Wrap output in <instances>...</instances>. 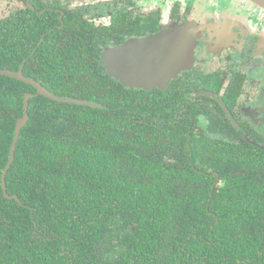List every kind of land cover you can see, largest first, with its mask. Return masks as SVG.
<instances>
[{
    "label": "trees",
    "instance_id": "1",
    "mask_svg": "<svg viewBox=\"0 0 264 264\" xmlns=\"http://www.w3.org/2000/svg\"><path fill=\"white\" fill-rule=\"evenodd\" d=\"M29 15L0 21V70L24 63L54 95L101 107L30 99L6 176L19 203L1 178L36 90L0 75V264H264V151L197 138L173 90L123 87L93 38Z\"/></svg>",
    "mask_w": 264,
    "mask_h": 264
},
{
    "label": "flooded vegetation",
    "instance_id": "2",
    "mask_svg": "<svg viewBox=\"0 0 264 264\" xmlns=\"http://www.w3.org/2000/svg\"><path fill=\"white\" fill-rule=\"evenodd\" d=\"M152 1L0 0V21L19 10L26 17H31L30 12L42 16L52 30L69 26L76 35L98 43L103 73L123 87L136 91L173 90L175 101L169 97L166 102L169 107L186 109V117L178 121L194 115L192 131L197 138L201 129L204 137L232 144L245 142L264 151V9L247 0H234L235 9L217 8L216 15L193 20L191 5L180 12L175 4L169 15L174 27L170 28L162 22L161 6ZM245 3L255 7L263 21L261 27L240 17V9H247ZM209 7L205 6V10ZM188 22L195 28L194 61L165 87H128L108 71L106 50L163 31L181 34L178 31L186 29Z\"/></svg>",
    "mask_w": 264,
    "mask_h": 264
},
{
    "label": "water",
    "instance_id": "3",
    "mask_svg": "<svg viewBox=\"0 0 264 264\" xmlns=\"http://www.w3.org/2000/svg\"><path fill=\"white\" fill-rule=\"evenodd\" d=\"M264 9V0H247ZM187 28H181L173 33L163 31L159 34L142 39H131L125 44L106 50L104 61L111 75L128 87H141L150 89L154 86L165 87L170 80L189 68L194 61L195 32L193 23L186 24ZM24 63L18 71L0 70V75L7 76L33 86L36 94L26 93L24 98L23 115L17 120L14 138L10 146V154L7 165L2 173V188L6 198L16 199L18 196H10L7 192L6 176L15 160V151L22 129L27 125L29 116V101L36 95H43L50 99L101 107L98 103L87 100L58 97L37 81L27 78L23 74ZM218 177V174L216 173Z\"/></svg>",
    "mask_w": 264,
    "mask_h": 264
},
{
    "label": "rangeland",
    "instance_id": "4",
    "mask_svg": "<svg viewBox=\"0 0 264 264\" xmlns=\"http://www.w3.org/2000/svg\"><path fill=\"white\" fill-rule=\"evenodd\" d=\"M239 1H241V0H238V2ZM233 2H234V0H153L152 1V3H154L155 5L161 6L162 13L164 14L162 22H164L163 24L170 27V28L174 27L173 26L174 22H172L170 20L169 15L172 11V7H174L173 5H175V4L178 5V7H179L178 10L180 12L183 9H185L186 6L191 5L192 9L194 10L193 20L194 19L200 20V18H205V16L206 17L212 16V14L216 15L215 11L217 10V8L222 9L223 7H226L228 10L229 9H231V10L235 9ZM245 4L247 5L246 6L247 9L244 10L243 12L240 9V5H239L240 17L243 18V20H245L246 23L249 20L248 21L249 24L252 25L253 23H256L261 27L263 21L256 15L255 7H252L250 4L248 5L247 3H245ZM205 6H207V7L210 6V7L205 10ZM197 11H198V13H197ZM197 16H198V18H197Z\"/></svg>",
    "mask_w": 264,
    "mask_h": 264
}]
</instances>
